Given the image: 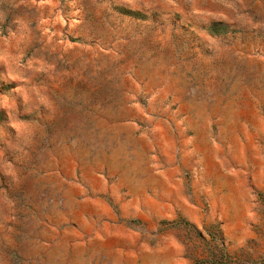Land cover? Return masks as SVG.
Instances as JSON below:
<instances>
[{
	"label": "rangeland",
	"instance_id": "obj_1",
	"mask_svg": "<svg viewBox=\"0 0 264 264\" xmlns=\"http://www.w3.org/2000/svg\"><path fill=\"white\" fill-rule=\"evenodd\" d=\"M213 256L264 264V0H0V264Z\"/></svg>",
	"mask_w": 264,
	"mask_h": 264
},
{
	"label": "trees",
	"instance_id": "obj_2",
	"mask_svg": "<svg viewBox=\"0 0 264 264\" xmlns=\"http://www.w3.org/2000/svg\"><path fill=\"white\" fill-rule=\"evenodd\" d=\"M219 255L222 256V257L225 256L224 253H223L222 251L219 252ZM213 257H214V259L212 260V261H213V264H217L216 261H218V260H215V257H216V256H213ZM214 261H215V262H214ZM202 264H208V263H207V262H202ZM209 264H210V263H209Z\"/></svg>",
	"mask_w": 264,
	"mask_h": 264
}]
</instances>
